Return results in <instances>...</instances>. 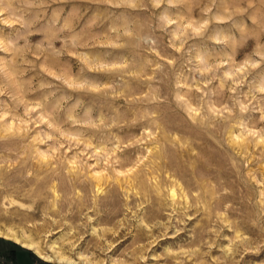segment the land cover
Listing matches in <instances>:
<instances>
[{
  "label": "rangeland",
  "instance_id": "rangeland-1",
  "mask_svg": "<svg viewBox=\"0 0 264 264\" xmlns=\"http://www.w3.org/2000/svg\"><path fill=\"white\" fill-rule=\"evenodd\" d=\"M0 232V264H264V0H0Z\"/></svg>",
  "mask_w": 264,
  "mask_h": 264
},
{
  "label": "bare ground",
  "instance_id": "bare-ground-1",
  "mask_svg": "<svg viewBox=\"0 0 264 264\" xmlns=\"http://www.w3.org/2000/svg\"><path fill=\"white\" fill-rule=\"evenodd\" d=\"M101 179H98V181H100ZM157 200H155L156 202ZM157 203V202H156ZM158 205H161L160 207H158L157 211L160 212V208L162 207V202L159 203ZM157 208V207H156ZM1 233V232H0ZM2 235H0L1 237ZM6 239L11 238L9 237H5ZM169 238V237H168ZM15 243L20 244L21 246L33 250L41 259L48 261V262H53V261H57V262H63V263H67V264H77L75 261L71 260L70 258L67 257H63V256H59L57 255V253L55 252V256L54 257H50L48 255H46L42 249L39 247V245H36V243L30 241H24V240H20L17 239L16 237L14 239H12Z\"/></svg>",
  "mask_w": 264,
  "mask_h": 264
},
{
  "label": "crops",
  "instance_id": "crops-1",
  "mask_svg": "<svg viewBox=\"0 0 264 264\" xmlns=\"http://www.w3.org/2000/svg\"><path fill=\"white\" fill-rule=\"evenodd\" d=\"M8 260V259H7ZM0 261H4V262H6V258H5V256H2V255H0ZM11 261H9V263H10Z\"/></svg>",
  "mask_w": 264,
  "mask_h": 264
}]
</instances>
